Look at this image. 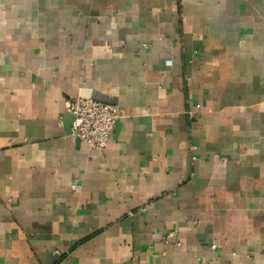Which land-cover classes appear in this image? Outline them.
Masks as SVG:
<instances>
[{
  "label": "crops",
  "instance_id": "0c3cea01",
  "mask_svg": "<svg viewBox=\"0 0 264 264\" xmlns=\"http://www.w3.org/2000/svg\"><path fill=\"white\" fill-rule=\"evenodd\" d=\"M93 93L119 113L103 150L64 126ZM263 244L264 0H0V264H264Z\"/></svg>",
  "mask_w": 264,
  "mask_h": 264
},
{
  "label": "built area",
  "instance_id": "2783aa9c",
  "mask_svg": "<svg viewBox=\"0 0 264 264\" xmlns=\"http://www.w3.org/2000/svg\"><path fill=\"white\" fill-rule=\"evenodd\" d=\"M65 108L72 117L71 135L89 149H105L119 119L118 108L89 96L69 98ZM145 209L146 207L140 211ZM172 236L169 232L165 234L164 240H169Z\"/></svg>",
  "mask_w": 264,
  "mask_h": 264
},
{
  "label": "water",
  "instance_id": "95a60500",
  "mask_svg": "<svg viewBox=\"0 0 264 264\" xmlns=\"http://www.w3.org/2000/svg\"><path fill=\"white\" fill-rule=\"evenodd\" d=\"M84 96H89L92 99L102 102V103H107V104H113L111 100H108V98L101 96L100 94L93 93L91 95H84ZM71 123H72V117L69 113H67L64 117V126H65V131L71 134Z\"/></svg>",
  "mask_w": 264,
  "mask_h": 264
}]
</instances>
